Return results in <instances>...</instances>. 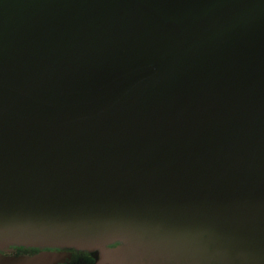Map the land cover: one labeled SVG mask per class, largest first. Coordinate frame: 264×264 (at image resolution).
Masks as SVG:
<instances>
[{"label": "water", "instance_id": "obj_1", "mask_svg": "<svg viewBox=\"0 0 264 264\" xmlns=\"http://www.w3.org/2000/svg\"><path fill=\"white\" fill-rule=\"evenodd\" d=\"M68 250L264 264V0H0V264Z\"/></svg>", "mask_w": 264, "mask_h": 264}, {"label": "flooded vegetation", "instance_id": "obj_2", "mask_svg": "<svg viewBox=\"0 0 264 264\" xmlns=\"http://www.w3.org/2000/svg\"><path fill=\"white\" fill-rule=\"evenodd\" d=\"M40 250L35 248H24V247H12L8 249L6 253H3L7 256H25V255H32ZM48 251H54V250H48ZM56 252H59V250H55ZM65 252L67 255H69V258L65 260L62 264H91L93 262V258L90 254L75 251V250H68V251H61Z\"/></svg>", "mask_w": 264, "mask_h": 264}]
</instances>
